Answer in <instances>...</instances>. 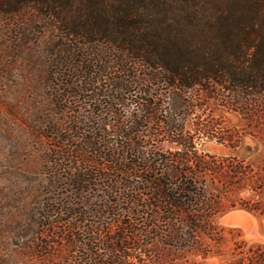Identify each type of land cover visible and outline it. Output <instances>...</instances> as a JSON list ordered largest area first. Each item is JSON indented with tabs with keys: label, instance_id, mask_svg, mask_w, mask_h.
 Wrapping results in <instances>:
<instances>
[{
	"label": "trees",
	"instance_id": "16d2710c",
	"mask_svg": "<svg viewBox=\"0 0 264 264\" xmlns=\"http://www.w3.org/2000/svg\"><path fill=\"white\" fill-rule=\"evenodd\" d=\"M28 14L49 23L53 63L67 66L53 97L67 107L39 134L50 185L18 213L0 209V249L11 235L21 257L60 248L63 264H134L131 252L158 240L190 250L217 240L220 201L205 176L224 167L196 147L216 125L192 134L187 118L205 102L264 117V0H0V20ZM231 166L264 196V178ZM249 210L264 216L262 203Z\"/></svg>",
	"mask_w": 264,
	"mask_h": 264
},
{
	"label": "rangeland",
	"instance_id": "374dc122",
	"mask_svg": "<svg viewBox=\"0 0 264 264\" xmlns=\"http://www.w3.org/2000/svg\"><path fill=\"white\" fill-rule=\"evenodd\" d=\"M34 21L32 14L14 23L0 20V209L8 207L5 214L18 213L33 202V193L39 194L50 185L47 144L39 134L44 124L49 127L50 123L61 122L56 109L67 107L66 102L59 104L53 97L63 89L53 73H65L67 66L53 63L61 57L51 54L55 41L47 29L49 23ZM203 104L204 109L197 108L187 118V131L197 133L199 121L216 125V137L200 135L196 147L199 154L224 167L205 176L209 196L220 201L219 212L212 219L219 236L215 241L200 238V248L195 250L167 247L158 240L146 248L147 254L132 251L141 256L140 262L130 260L134 264L264 263V216L249 210L254 203L264 204V196L251 189L252 180L235 177L227 167H249L256 172L255 177L264 178V117ZM223 133L232 142L217 138L225 137ZM153 144L166 152L179 149L168 141ZM249 173L248 177L253 176ZM13 237L10 235L0 249V256L12 260L10 264H63L62 256L67 252L60 248L42 259L19 256L15 253L17 246L12 245L16 243Z\"/></svg>",
	"mask_w": 264,
	"mask_h": 264
}]
</instances>
